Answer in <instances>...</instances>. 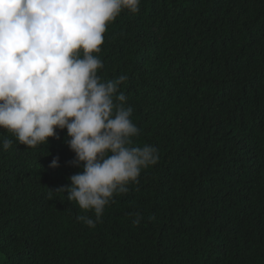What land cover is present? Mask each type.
I'll return each instance as SVG.
<instances>
[{
	"label": "trees",
	"instance_id": "obj_1",
	"mask_svg": "<svg viewBox=\"0 0 264 264\" xmlns=\"http://www.w3.org/2000/svg\"><path fill=\"white\" fill-rule=\"evenodd\" d=\"M97 55L158 163L90 228L49 196L82 171L66 129L34 149L0 129V264H264V0H140Z\"/></svg>",
	"mask_w": 264,
	"mask_h": 264
},
{
	"label": "clouds",
	"instance_id": "obj_2",
	"mask_svg": "<svg viewBox=\"0 0 264 264\" xmlns=\"http://www.w3.org/2000/svg\"><path fill=\"white\" fill-rule=\"evenodd\" d=\"M140 0H0V129L34 149L59 139L75 154L70 165L82 168L67 193L85 213L78 219L94 228L114 196L127 194L142 170L158 163V149L133 146L139 129L131 106L119 91L127 80H103L97 54L107 25L123 10L136 13ZM4 150L13 140H0ZM49 167H59V158ZM142 217L137 215L134 226Z\"/></svg>",
	"mask_w": 264,
	"mask_h": 264
}]
</instances>
